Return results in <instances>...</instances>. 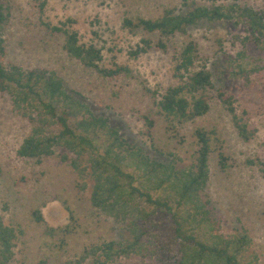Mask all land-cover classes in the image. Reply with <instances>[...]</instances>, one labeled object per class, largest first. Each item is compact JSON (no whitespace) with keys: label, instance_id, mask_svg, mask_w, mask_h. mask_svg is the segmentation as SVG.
Returning <instances> with one entry per match:
<instances>
[{"label":"rangeland","instance_id":"rangeland-1","mask_svg":"<svg viewBox=\"0 0 264 264\" xmlns=\"http://www.w3.org/2000/svg\"><path fill=\"white\" fill-rule=\"evenodd\" d=\"M185 1L186 6L183 5ZM191 2L10 0V20L2 30L6 48L3 62L5 65L16 64L24 70L55 72L67 92H78L94 115L109 118L110 125L118 128L130 144L140 147L154 160L168 163L173 159L178 168L194 163V129L200 126L217 128L231 168L221 171L217 153L213 152L204 195L210 199L215 216L221 221L222 232L231 234L246 230L251 239L247 254L257 255V264H264V165L261 164L264 163V51L252 41H245L250 35L245 23L234 25L232 20L200 22L188 28L185 35L162 38L167 52L153 48L133 57L131 52L141 44V39L156 44L160 36L141 29L131 34L122 27L125 17L156 19L165 8H175L176 12L183 13L190 9ZM193 2L211 6L208 0ZM237 2L264 9V0ZM67 20L71 22L65 28L76 31L81 43L92 44L101 50V67L127 66L130 74L102 76L68 56L62 47L64 37L50 34L42 24L43 21L59 25ZM189 40L195 41L200 49L197 65H205L212 76L214 90L208 93L211 109L194 122L179 126V136L169 138L165 118L155 97L179 83L174 76L175 56ZM218 40L222 42L221 47ZM262 47L264 49V42ZM241 50H245L244 59L238 57ZM237 63L256 70L249 81L233 73L237 72L233 67ZM216 89L234 95L237 114L247 121L250 129H255L249 141L238 136L231 115L214 97ZM147 115L156 122L151 137L146 133L144 116ZM73 120H69L71 124ZM31 127L30 121L12 110L9 96L0 94V215L5 224L16 229L11 263L91 264V259L77 263L85 246L121 241L128 234L123 224L92 207L89 199L91 183L87 178L80 179L69 163L61 160L64 149L55 148L54 154L41 158L40 162L17 156L16 151ZM66 154L71 157V153ZM250 159L253 163L248 162ZM66 205L73 210L76 224L70 220ZM35 210L40 211L43 221H36ZM168 222L166 213L157 212L153 216L152 224L158 230L165 229ZM67 226L74 228V232L63 235L59 230ZM112 264L160 263L151 257L143 259L132 255Z\"/></svg>","mask_w":264,"mask_h":264},{"label":"trees","instance_id":"trees-1","mask_svg":"<svg viewBox=\"0 0 264 264\" xmlns=\"http://www.w3.org/2000/svg\"><path fill=\"white\" fill-rule=\"evenodd\" d=\"M193 1L190 9L183 13L176 12L175 8H165L156 19L125 17L122 27L129 33L135 34L141 29L160 36L156 44L141 39V44L131 55L137 57L153 48L167 52L162 38L185 35L188 28L200 22L232 20L234 25L245 23L250 34L245 41H252L264 51V9L240 5L237 0H230V3H224L229 0H208L211 6ZM183 5L188 4L185 1ZM9 20L10 0H0V94H7L12 110L32 123L29 134L16 151L17 156L40 162L41 158L54 154L55 148L64 149L61 160L68 162L80 179L87 178L91 183L89 199L92 207L123 224L128 234L121 241L109 240L85 246L77 263L91 259V264H112L119 258L137 255L143 259L154 258L160 264H257V255L247 254L251 244L247 231L223 233L221 221L215 216L210 199L204 195L210 178L211 154L217 153L221 171L231 168L217 128L200 126L194 129L192 136L196 149L194 163L190 166L178 168L173 159L165 163L150 158L140 147L122 137L118 128L110 125L109 118L95 116L78 92H67L55 72L5 65L2 30ZM70 22L52 25L42 21V24L50 34L64 37L63 50L85 68L94 69L106 77L130 74L127 66L101 67V50L92 44L81 43L76 31L65 28ZM217 42L221 47L222 42ZM199 53L195 41L183 44L175 56L174 76L179 83L155 97V103L165 118L169 138L179 136V126L194 122L211 109L208 93L214 90V85L207 67L197 65ZM238 57L244 59L245 50H241ZM233 67L237 69L233 73L242 75L246 81L256 72L254 68L247 69L243 63ZM215 91L214 97L231 115L238 136L249 141L255 129H250L247 121L237 114L234 95L226 90ZM70 119H74L73 124ZM144 119L146 133L151 137L156 122L149 115ZM66 153H71V157ZM248 162L253 163L251 159ZM84 186L85 183L81 188ZM66 208L70 220L76 224L73 210L68 205ZM157 212L169 216L163 230L152 224ZM33 215L36 221H43L39 210ZM59 231L66 235L73 233L74 228L67 226ZM16 238V229L5 224L0 215V264H12Z\"/></svg>","mask_w":264,"mask_h":264}]
</instances>
